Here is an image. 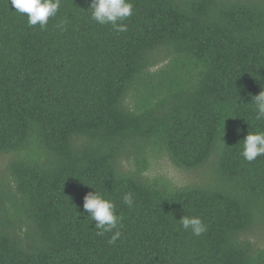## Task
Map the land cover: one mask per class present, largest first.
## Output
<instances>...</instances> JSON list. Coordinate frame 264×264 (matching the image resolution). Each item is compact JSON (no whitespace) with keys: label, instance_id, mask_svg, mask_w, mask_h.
I'll use <instances>...</instances> for the list:
<instances>
[{"label":"trees","instance_id":"1","mask_svg":"<svg viewBox=\"0 0 264 264\" xmlns=\"http://www.w3.org/2000/svg\"><path fill=\"white\" fill-rule=\"evenodd\" d=\"M127 2L118 32L91 0H60L43 30L0 0V264H264L248 237L264 227V156L240 154L264 132V0ZM158 152L206 167L205 184L149 179ZM89 191L122 217L113 244L81 213Z\"/></svg>","mask_w":264,"mask_h":264},{"label":"clouds","instance_id":"2","mask_svg":"<svg viewBox=\"0 0 264 264\" xmlns=\"http://www.w3.org/2000/svg\"><path fill=\"white\" fill-rule=\"evenodd\" d=\"M10 4L17 14L26 15L30 27L39 25L42 30L48 24L49 18L54 17L60 8V0H10ZM89 7L91 18L98 24H111L118 32L127 31V25L118 23L133 14V5L127 0H91ZM64 23L58 25L61 30L64 29ZM254 99L257 110L256 118L259 120L264 117V91L261 90ZM237 131L240 130L237 129ZM241 141H243V146L240 154L246 161L252 162L258 156H264V132L248 131ZM123 203L131 208L133 195L124 194ZM81 213H87V216L95 222V228L99 230L97 235L103 236L106 232L116 230L109 239V244L115 243L121 237L119 228L122 217L116 214V205L110 199H105L96 191H89L83 197ZM178 221L183 230L190 231L194 236H201L207 231V226L198 216L183 215Z\"/></svg>","mask_w":264,"mask_h":264},{"label":"rangeland","instance_id":"3","mask_svg":"<svg viewBox=\"0 0 264 264\" xmlns=\"http://www.w3.org/2000/svg\"><path fill=\"white\" fill-rule=\"evenodd\" d=\"M162 65L153 67L151 71L155 72L159 70ZM204 169V171H184L178 169L172 164L167 155L158 152L149 158L147 176L149 179L160 178L170 188L179 189L186 186L204 185L205 180L209 176L206 167ZM248 237L257 247H264V227L261 232H255L253 235H248Z\"/></svg>","mask_w":264,"mask_h":264}]
</instances>
